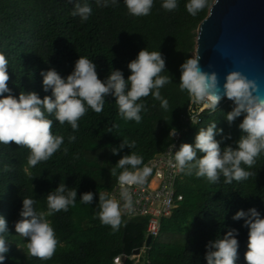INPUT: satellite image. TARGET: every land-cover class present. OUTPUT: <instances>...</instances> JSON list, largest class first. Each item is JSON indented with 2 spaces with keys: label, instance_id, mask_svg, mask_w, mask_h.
Returning <instances> with one entry per match:
<instances>
[{
  "label": "trees",
  "instance_id": "1",
  "mask_svg": "<svg viewBox=\"0 0 264 264\" xmlns=\"http://www.w3.org/2000/svg\"><path fill=\"white\" fill-rule=\"evenodd\" d=\"M75 2L92 8L87 21L71 15ZM163 2L154 0L148 16L136 17L128 12L124 0L109 7L98 6L97 0H0V53L9 61L8 87L17 98L21 91H35L41 99L51 96V90H43L41 72L55 69L66 79L80 56L93 60L102 81L114 70L122 71L127 80L131 75L128 64L141 50L160 51L166 60L162 75L173 79L160 90L169 101V109L165 111L152 95L141 98L138 103H144L147 110L140 113V123L120 116L114 96L105 98L100 113L88 108L75 132L67 122L60 125L54 115L46 113L53 120V135L63 136L64 143L35 167L28 164L30 149L14 142L10 146L0 144V215L7 221L9 247L4 264H114L116 259L121 264H207L206 245L218 235L223 238L229 229L239 232L237 264H247L249 229L244 227V220L235 221L233 216L255 208L264 218V152L253 167L241 165L252 173L248 179L231 184L225 183L222 175L212 184L195 173L182 172L177 193L183 202L169 219L161 221L159 234L148 248L149 218L121 217L118 229L99 219V191L109 196L114 192L123 169L117 168L116 175L110 174L111 169L125 155L135 152L143 157V167L172 144V132L183 134L179 147L183 143L194 146L199 129L213 121L217 129H223V135H216L222 150L236 148L244 135L239 128L243 116L231 125L226 120L234 107L230 100L221 102L215 112H206L198 125L184 124L191 98L180 91V69L194 56L198 27L214 0H207L195 16L186 8L190 0H177L178 7L171 12L162 7ZM71 135L76 136L73 143L68 140ZM123 140L134 141L135 147H124L113 155L111 148H119ZM197 155L199 158L203 153ZM62 181L68 188L77 189V200L67 212L47 217L59 241L56 252L46 261L28 258L25 244L29 239L15 230L23 198L36 199V210L47 211L46 196ZM87 192L94 193L91 205L80 201Z\"/></svg>",
  "mask_w": 264,
  "mask_h": 264
},
{
  "label": "clouds",
  "instance_id": "2",
  "mask_svg": "<svg viewBox=\"0 0 264 264\" xmlns=\"http://www.w3.org/2000/svg\"><path fill=\"white\" fill-rule=\"evenodd\" d=\"M119 0H97V5L109 7L117 5ZM73 3V0H69ZM207 0H190L186 5L187 11L195 16L206 6ZM128 12L136 17L148 16L153 8L154 0H124ZM162 7L173 11L178 7L177 0H164ZM92 8L87 3L75 2L71 15L79 16L87 21ZM200 56H192L181 65L179 88L187 92L196 104L204 105L213 112L224 96L233 102V110L227 113L226 120L229 125L237 118L243 116L239 128L242 135L237 141V147L228 146L221 149V142L216 139L223 129H217L213 121L207 127H201L195 137V145L183 143L174 153L175 167L187 175L195 173L198 178L216 184L221 175L225 183L231 184L234 180L239 182L248 179L252 173L246 171L241 165L251 168L256 158L264 152V94L255 80L249 79L239 71L230 72L222 86L216 72H205L199 64ZM131 75L127 80L120 70H114L109 77L102 81L97 73L93 60L80 56L75 63L74 71L63 78L55 69L41 72L43 77V90H51V96L40 98L35 91H21L17 98L8 87L9 61L5 54L0 53V144L16 145L30 149L28 164L35 167L42 161L52 157L64 143L63 136L52 133L53 120L47 116L55 117L60 125L65 122L71 125L75 132L79 129L78 121L86 114L88 108L100 113L103 111L105 98L114 96L119 107L120 116L128 121L140 123V113L146 111L144 103H138L141 98L152 95L161 102V107L167 111L169 101L161 95V88L172 83V77L162 75L166 72V60L160 51L141 50L136 59L128 64ZM7 94V95H5ZM87 106V107H86ZM47 113V116H46ZM192 123L195 116L190 117ZM177 134V133H176ZM230 138V137H229ZM69 143L76 140L75 135L68 138ZM124 147L134 148L135 142L123 140L119 148L112 147L113 155H118ZM175 145L171 148L175 149ZM67 148L64 149L67 154ZM203 153L198 158L197 153ZM143 164V157L135 152L121 158L113 169L111 175H116L117 168L123 169L118 176L121 186V197L126 201L124 208L131 211L132 196L129 189L135 185H143L152 168ZM7 167L5 171H7ZM47 211H37L34 207L37 200L23 198L21 219L15 223V230L22 238H28L25 244L28 258L34 257L42 261L50 260L59 244L54 228L47 217L57 212L69 210L77 200V189L68 188L62 181L59 186L47 196ZM81 203L91 205L94 193H84ZM100 221L118 229L121 224V205L110 198L106 191H99ZM233 220H244V227L249 229L248 251L245 253L247 264H264V218L255 209L248 212L238 211ZM7 221L0 215V264H4L9 251L6 234ZM238 230L229 229L221 238L219 235L206 245L205 259L207 264H237L239 259ZM150 238V237H149ZM151 239V238H150ZM136 258V257H135Z\"/></svg>",
  "mask_w": 264,
  "mask_h": 264
},
{
  "label": "water",
  "instance_id": "3",
  "mask_svg": "<svg viewBox=\"0 0 264 264\" xmlns=\"http://www.w3.org/2000/svg\"><path fill=\"white\" fill-rule=\"evenodd\" d=\"M194 56H200L203 71L218 74L221 91L226 76L239 71L264 94V0H214L198 27Z\"/></svg>",
  "mask_w": 264,
  "mask_h": 264
},
{
  "label": "built area",
  "instance_id": "4",
  "mask_svg": "<svg viewBox=\"0 0 264 264\" xmlns=\"http://www.w3.org/2000/svg\"><path fill=\"white\" fill-rule=\"evenodd\" d=\"M211 111L210 108L201 104H196L190 100L186 116L183 118L185 125H198L201 123L203 115ZM196 119L191 121L190 117ZM177 133V134H176ZM182 133L173 132L170 134L171 145L167 150L151 160L147 166L152 168V173L147 177L143 185L132 186L129 191L132 196V210L124 208L126 201L121 197V186L119 182L110 198L116 199L121 205V217L126 219L149 218L148 233L151 239L157 238L161 221L169 219L173 211L183 202V196L178 195L177 186L182 181V172L178 171L175 165L174 153L179 150V143L182 139ZM160 182L159 191L150 199V187L152 182ZM114 264H121L120 259H116Z\"/></svg>",
  "mask_w": 264,
  "mask_h": 264
},
{
  "label": "rangeland",
  "instance_id": "5",
  "mask_svg": "<svg viewBox=\"0 0 264 264\" xmlns=\"http://www.w3.org/2000/svg\"><path fill=\"white\" fill-rule=\"evenodd\" d=\"M159 185H160V182H157V181L151 183L150 187L148 188V190L151 193L150 196H149L150 199H152V196L153 195H156L158 193V191H159ZM142 253H141V255H142ZM136 258L138 259V257H136Z\"/></svg>",
  "mask_w": 264,
  "mask_h": 264
},
{
  "label": "crops",
  "instance_id": "6",
  "mask_svg": "<svg viewBox=\"0 0 264 264\" xmlns=\"http://www.w3.org/2000/svg\"><path fill=\"white\" fill-rule=\"evenodd\" d=\"M173 133V132H172ZM179 133V132H178Z\"/></svg>",
  "mask_w": 264,
  "mask_h": 264
}]
</instances>
